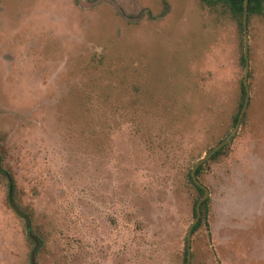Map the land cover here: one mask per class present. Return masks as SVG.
Listing matches in <instances>:
<instances>
[{
    "label": "rangeland",
    "instance_id": "1",
    "mask_svg": "<svg viewBox=\"0 0 264 264\" xmlns=\"http://www.w3.org/2000/svg\"><path fill=\"white\" fill-rule=\"evenodd\" d=\"M248 31L250 100L202 164L191 264H264V13ZM243 54L201 0H0V157L38 239L0 173V264H184L188 173L235 125Z\"/></svg>",
    "mask_w": 264,
    "mask_h": 264
},
{
    "label": "water",
    "instance_id": "2",
    "mask_svg": "<svg viewBox=\"0 0 264 264\" xmlns=\"http://www.w3.org/2000/svg\"><path fill=\"white\" fill-rule=\"evenodd\" d=\"M248 2H249V0H245L244 17H243L244 59H245L243 85L245 88V98H244L243 105L240 109L237 121H236L233 129L227 135H225L218 143H216L215 145L210 147L201 157H199L194 162V164L191 168V176H192L194 182L204 190V194L198 199V201L196 203L195 217H194V220L190 224L188 231H187V235H186V244H187L186 264H191L193 229H194V226L199 222V220L201 218V205H202L203 201H205L210 195V190H209L208 186H206L198 178L196 171L200 165H202L205 161H207L212 155H214L223 146H225L227 143H229L231 141V139L235 136V134L237 133V131L240 127L242 117H243V115L247 109V106H248L249 100H250V86H249L250 57H249V31H248ZM80 3L82 5H87L83 1H80ZM29 235L32 239L35 240V242H38L37 237L31 233L30 229H29ZM35 252H36V247L31 252V263L32 264H36Z\"/></svg>",
    "mask_w": 264,
    "mask_h": 264
},
{
    "label": "trees",
    "instance_id": "3",
    "mask_svg": "<svg viewBox=\"0 0 264 264\" xmlns=\"http://www.w3.org/2000/svg\"><path fill=\"white\" fill-rule=\"evenodd\" d=\"M201 1L209 7H212V8L222 7L226 12H229L231 14V16L237 20L238 25H239V29L244 36L243 17H244L245 0H201ZM254 13H264V0H249V2H248V19H249L250 15H252ZM241 60H242V62L245 63L244 54L242 55ZM242 92L245 96V88H244L243 84H242ZM243 102H244V100H243ZM242 105H243V103H242ZM242 105H241V107H242ZM237 118H238V115L234 119L235 123L237 121ZM222 148L220 150H218L213 155V157L218 155L221 152ZM201 168H202V165H200L196 171L198 178H199ZM0 173L5 175L8 179L7 199H8L10 206L12 207V209L16 212V214L18 216H20L21 218H23L25 220L27 229H30V220L28 218V215H26L15 204L14 197H13V184H14L13 178H12L11 174L6 169L3 168L1 157H0ZM188 175H189V179L194 184V186L202 193L201 194V196H202L204 194V190L194 182V180L191 176V171H190V173H188ZM208 202H209V199H206L205 201H203V203L201 205V218H200L199 222L194 226L193 233H194V231L197 230V228L201 224L202 213H205ZM194 216H195V209H194ZM27 233H28V231H27ZM28 235H29V233H28ZM186 260H187V244H186V257H185V261H184L185 263L184 264H186Z\"/></svg>",
    "mask_w": 264,
    "mask_h": 264
}]
</instances>
